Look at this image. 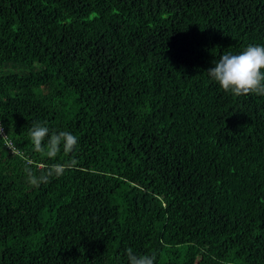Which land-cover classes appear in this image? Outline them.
<instances>
[{
    "label": "trees",
    "instance_id": "obj_1",
    "mask_svg": "<svg viewBox=\"0 0 264 264\" xmlns=\"http://www.w3.org/2000/svg\"><path fill=\"white\" fill-rule=\"evenodd\" d=\"M248 45L264 0H0V264H264V96L208 73Z\"/></svg>",
    "mask_w": 264,
    "mask_h": 264
},
{
    "label": "clouds",
    "instance_id": "obj_2",
    "mask_svg": "<svg viewBox=\"0 0 264 264\" xmlns=\"http://www.w3.org/2000/svg\"><path fill=\"white\" fill-rule=\"evenodd\" d=\"M209 76L218 82L219 86L227 93L240 97L248 94L264 96V46L248 45L239 54L227 53L220 57L214 67L208 69ZM0 133L3 138V129L0 123ZM34 151L46 156L49 159H55L61 151V145L65 154H70L78 144V138L70 132L60 131L52 132L49 135V128L40 123H35L29 131ZM47 138V144H44ZM7 144H11L7 142ZM13 154L20 155L14 152ZM32 161L26 160L25 172L28 176V182L33 186L39 187L40 183H48L53 175L60 177L69 168L76 166L73 159L67 164L55 163L47 167L46 171L39 177L32 170ZM130 264H154L155 257L149 255L137 256L131 248L126 250Z\"/></svg>",
    "mask_w": 264,
    "mask_h": 264
},
{
    "label": "built area",
    "instance_id": "obj_3",
    "mask_svg": "<svg viewBox=\"0 0 264 264\" xmlns=\"http://www.w3.org/2000/svg\"><path fill=\"white\" fill-rule=\"evenodd\" d=\"M5 138H6V137H5ZM8 146H10V147L13 149L12 144H9Z\"/></svg>",
    "mask_w": 264,
    "mask_h": 264
}]
</instances>
